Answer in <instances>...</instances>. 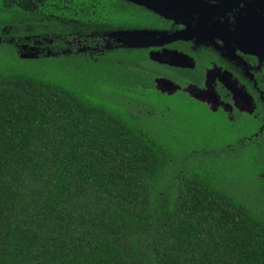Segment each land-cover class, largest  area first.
Masks as SVG:
<instances>
[{
	"label": "trees",
	"instance_id": "trees-1",
	"mask_svg": "<svg viewBox=\"0 0 264 264\" xmlns=\"http://www.w3.org/2000/svg\"><path fill=\"white\" fill-rule=\"evenodd\" d=\"M62 3L29 14L4 0L0 21L19 35L26 25L57 34L61 16L79 14L77 0ZM80 14L112 28L140 16L112 0H84ZM9 48L0 46V264H264V153L211 121L201 139L158 130L161 97L131 66L98 61L109 71L94 69L81 88L33 75L39 59Z\"/></svg>",
	"mask_w": 264,
	"mask_h": 264
},
{
	"label": "flooded vegetation",
	"instance_id": "flooded-vegetation-1",
	"mask_svg": "<svg viewBox=\"0 0 264 264\" xmlns=\"http://www.w3.org/2000/svg\"><path fill=\"white\" fill-rule=\"evenodd\" d=\"M26 1L29 9L18 0L12 5L29 14L44 9L42 0ZM62 1L61 9L65 10L68 5ZM112 1L125 10L140 12V16L112 28L82 18L84 0H77L79 14L75 18L61 16L57 34H33L34 26L26 25L22 31L28 34L19 35L17 27L0 21V46L7 45L17 57L20 53L33 60L62 57L97 63L108 55H122V61H114L137 70L138 85L145 88V82L150 81L161 97L160 110L151 125L162 132L193 130L201 139V128L211 121L215 129L219 125L227 128L238 142L255 146L253 154L262 155L264 0H143L141 5ZM0 2L5 11L10 10L4 0ZM116 30L145 32L141 40L147 46L117 45L110 35ZM130 56L137 62H131ZM167 83L176 89L167 93ZM178 95L187 99L175 101ZM132 101L135 108L144 104ZM147 114L152 113L145 111Z\"/></svg>",
	"mask_w": 264,
	"mask_h": 264
},
{
	"label": "rangeland",
	"instance_id": "rangeland-1",
	"mask_svg": "<svg viewBox=\"0 0 264 264\" xmlns=\"http://www.w3.org/2000/svg\"><path fill=\"white\" fill-rule=\"evenodd\" d=\"M7 1L12 3L13 0H7ZM18 4L20 6L29 9L26 0H18ZM115 43L120 46V44L117 43L116 41ZM11 53L13 54V52ZM17 55H19V58H21V56H24V54H20V53H18ZM13 57L11 58V60L15 61ZM122 58H123L122 55L120 56L108 55L105 57L104 61H101V63L105 64L108 62H113L114 60L122 61ZM36 62L37 63L32 64L30 67L33 75H36L43 79H47L52 83L60 84L61 82H65L71 86H79L81 88L90 87V83L84 84V78L86 77L88 78L92 76V74H96L94 69L101 73H103V70L109 71V68L103 67L98 63H91V62L85 63L72 59H64L62 57L43 58V59H39ZM91 70H93L92 73ZM190 157L194 158L196 156L191 155ZM259 204L264 209V196L260 198Z\"/></svg>",
	"mask_w": 264,
	"mask_h": 264
},
{
	"label": "water",
	"instance_id": "water-1",
	"mask_svg": "<svg viewBox=\"0 0 264 264\" xmlns=\"http://www.w3.org/2000/svg\"><path fill=\"white\" fill-rule=\"evenodd\" d=\"M129 2L139 4L141 5L144 4L143 0H128ZM153 9V7H149ZM145 32L143 31H121V30H116L113 31L110 35L115 37V41L120 44L121 47H126V48H140L143 46H147L141 38L143 37ZM22 59H27L28 56L24 55L21 56ZM157 89V85H156Z\"/></svg>",
	"mask_w": 264,
	"mask_h": 264
},
{
	"label": "crops",
	"instance_id": "crops-1",
	"mask_svg": "<svg viewBox=\"0 0 264 264\" xmlns=\"http://www.w3.org/2000/svg\"><path fill=\"white\" fill-rule=\"evenodd\" d=\"M174 89H176L175 86H172V84L167 83V88H166V92L167 93H170V92L174 91Z\"/></svg>",
	"mask_w": 264,
	"mask_h": 264
}]
</instances>
